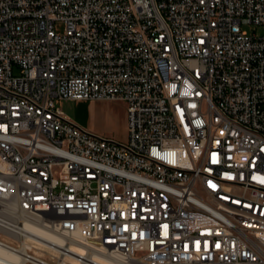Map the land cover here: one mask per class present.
I'll return each instance as SVG.
<instances>
[{"label":"built area","instance_id":"2783aa9c","mask_svg":"<svg viewBox=\"0 0 264 264\" xmlns=\"http://www.w3.org/2000/svg\"><path fill=\"white\" fill-rule=\"evenodd\" d=\"M246 24L264 0H0V246L17 256L0 264H264V35ZM58 100L124 101L127 140Z\"/></svg>","mask_w":264,"mask_h":264},{"label":"rangeland","instance_id":"374dc122","mask_svg":"<svg viewBox=\"0 0 264 264\" xmlns=\"http://www.w3.org/2000/svg\"><path fill=\"white\" fill-rule=\"evenodd\" d=\"M243 29L251 34L264 35V25L246 24ZM57 106L71 120L96 134L127 140L126 104L122 100H58Z\"/></svg>","mask_w":264,"mask_h":264},{"label":"bare ground","instance_id":"6f19581e","mask_svg":"<svg viewBox=\"0 0 264 264\" xmlns=\"http://www.w3.org/2000/svg\"><path fill=\"white\" fill-rule=\"evenodd\" d=\"M26 228L31 232V239L37 241V242H44L40 238L52 240L57 243H62V239L58 238L56 235L52 234L50 231L47 230L45 226L42 224L36 223V222H31L27 221L26 223ZM33 235V236H32ZM0 256L3 257L4 259H9L11 261H16L17 256L9 253L4 247L0 246ZM94 259L107 263L111 262L112 259L105 257L103 255L99 254H93ZM117 264V263H115Z\"/></svg>","mask_w":264,"mask_h":264},{"label":"crops","instance_id":"0c3cea01","mask_svg":"<svg viewBox=\"0 0 264 264\" xmlns=\"http://www.w3.org/2000/svg\"><path fill=\"white\" fill-rule=\"evenodd\" d=\"M94 101H96V100H94Z\"/></svg>","mask_w":264,"mask_h":264}]
</instances>
